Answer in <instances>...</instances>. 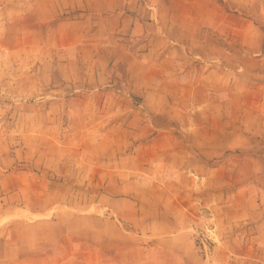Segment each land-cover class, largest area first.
Here are the masks:
<instances>
[{"label": "crops", "instance_id": "0c3cea01", "mask_svg": "<svg viewBox=\"0 0 264 264\" xmlns=\"http://www.w3.org/2000/svg\"><path fill=\"white\" fill-rule=\"evenodd\" d=\"M77 245L264 264V0H0V264Z\"/></svg>", "mask_w": 264, "mask_h": 264}, {"label": "rangeland", "instance_id": "374dc122", "mask_svg": "<svg viewBox=\"0 0 264 264\" xmlns=\"http://www.w3.org/2000/svg\"><path fill=\"white\" fill-rule=\"evenodd\" d=\"M62 212H63L62 213V216H67V217H70L72 219H75L72 215H81V210H80V208H77V207L69 208V209H67L65 211H62ZM91 214H93V213L91 212ZM61 224H62V226L59 225V224H57V225H55L56 227L54 225L53 226L45 225L44 227L41 225L42 228L39 229V230H41V231H48V232H50V234H54V236L57 239L58 238L61 239L60 236L63 235V232L62 231L64 230L62 227H63V225H65L63 223H61ZM34 225H36V224H34ZM34 225H29V227L30 228H34V229H38V228L34 227ZM68 225H70V223ZM79 228H80V223L79 222L73 223V230H78ZM209 231H210L209 229H206V230L203 231L204 234H202V239H203V241L205 242V244L207 246L209 245V242H210ZM54 239L55 238H53L51 241H53ZM76 247L78 248L77 249L78 251L76 252L78 258H76V256H74V258H73V263L74 264H78L79 263V250H80V246L77 245Z\"/></svg>", "mask_w": 264, "mask_h": 264}, {"label": "built area", "instance_id": "2783aa9c", "mask_svg": "<svg viewBox=\"0 0 264 264\" xmlns=\"http://www.w3.org/2000/svg\"><path fill=\"white\" fill-rule=\"evenodd\" d=\"M198 244L201 246V247H203V248H205L206 247V244H205V242L203 241V239H202V235H200V237H198Z\"/></svg>", "mask_w": 264, "mask_h": 264}]
</instances>
